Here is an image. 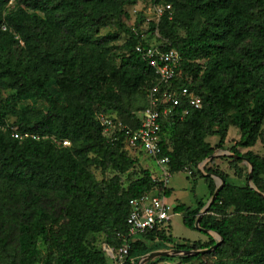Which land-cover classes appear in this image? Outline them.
Returning <instances> with one entry per match:
<instances>
[{
    "label": "trees",
    "instance_id": "obj_1",
    "mask_svg": "<svg viewBox=\"0 0 264 264\" xmlns=\"http://www.w3.org/2000/svg\"><path fill=\"white\" fill-rule=\"evenodd\" d=\"M152 1L173 8L171 18L166 14L149 25L181 54L182 76L171 87L189 88L202 104L165 123L163 153L170 157V171H197L212 196L216 182L199 164L225 148L235 127L241 136L228 150L249 159L251 181L264 193V156L241 151L264 142V0ZM137 2L0 0V264H111L99 237L115 257L128 242L126 264H138L158 249L216 244L208 234L205 241H176L169 227L135 240L129 235L130 200L169 192L141 166L124 135L115 141L104 136L98 119L109 111L138 128L134 104L157 83L155 69L136 50L149 43L127 24V6ZM109 25L114 29L104 32ZM212 136L219 139L215 146ZM222 160L237 177L246 173L249 179L242 159ZM94 169L114 175L99 180ZM206 172L226 184L201 226L224 240L177 264H264V197L248 184L230 182L216 159ZM128 173L137 177L125 187ZM204 206L199 201L175 211L196 229Z\"/></svg>",
    "mask_w": 264,
    "mask_h": 264
},
{
    "label": "built area",
    "instance_id": "obj_2",
    "mask_svg": "<svg viewBox=\"0 0 264 264\" xmlns=\"http://www.w3.org/2000/svg\"><path fill=\"white\" fill-rule=\"evenodd\" d=\"M154 10L156 17L153 20L157 23L166 14L170 18L173 16V8L170 4L155 5ZM157 36L162 39L158 44H149L148 47L139 44L136 47V50L142 53L155 69L157 76V83L148 89L149 104L144 110L140 126L138 128L130 127L123 121L113 119L104 113H99L98 119L103 125V133L107 139L115 141L122 134L125 136L126 147L130 151H145L156 159L163 171L164 179L161 181L166 187L172 172L169 167L170 157L163 153V142L167 138V132L164 130L165 123L169 118L176 117L180 111L183 116L188 114L191 108L198 109L202 104L189 88L171 87V83L179 75L182 57L176 48L168 47L167 41L161 35L157 34ZM183 102H186V107L181 109ZM63 144L69 145L70 143L68 140H64ZM186 171L193 174L191 169H186ZM164 194V192L143 193L130 200L131 211L128 224L131 238L135 240L136 237L157 227L166 228L171 221L174 208L167 202ZM107 249L113 254V264H126L129 253L128 242L119 250L117 257L112 249L108 247Z\"/></svg>",
    "mask_w": 264,
    "mask_h": 264
},
{
    "label": "rangeland",
    "instance_id": "obj_3",
    "mask_svg": "<svg viewBox=\"0 0 264 264\" xmlns=\"http://www.w3.org/2000/svg\"><path fill=\"white\" fill-rule=\"evenodd\" d=\"M127 10L129 13V18L127 20V24L135 30L140 29L141 33L143 34L144 39L147 41V43L151 45H156L159 42H161L162 39H160L157 34V31L155 33H151L149 31V25L154 22L155 16V10H154V3L152 0H138V2L134 5H128ZM141 19H144L143 21ZM138 23H141L139 26H137ZM114 29L113 26L109 25L104 32ZM160 35V34H159ZM123 37V36H122ZM121 37V41L123 38ZM182 76V72H179L178 77ZM149 102L148 99V92L147 95L144 97H141L138 99L135 104L134 108L136 110V115L141 119L142 115L144 113V110L147 108V105ZM105 115L110 116L113 119H116V115L112 112H103ZM127 124V123H126ZM128 125V124H127ZM129 126V125H128ZM232 130L230 131V135L234 136L239 131L237 128L232 127ZM216 139L215 137H209V140L211 142H214ZM255 151L258 153H261L264 155V142H259L256 145ZM134 154L137 155V157L140 160V164L143 168L149 169L154 175H156V178H159L160 180H163V171L160 165L157 163L156 159L149 156L145 151L135 150ZM225 157V156H222ZM207 162L200 163L199 169L204 170L206 172V165ZM245 162V161H244ZM242 165L247 166V170H249V166L244 164L243 161L241 162ZM96 176L99 180H102L104 177H112L114 175L113 171H108L106 175H102L100 170L94 169ZM137 177L136 175H131V173H128L123 176V182L124 186L127 187L129 182ZM233 182L237 184H241V181L239 178H235L232 180ZM253 184V183H252ZM254 185V184H253ZM167 189L171 191L170 195L164 194L166 200L169 204L172 205L173 208H175L176 203H183L186 206H195L197 200H206L207 198L210 199V190L208 187V184L204 177L200 176V174L195 171V175H191L188 173V171H180L172 173L169 177ZM171 225V226H170ZM170 226V232L172 233L173 237L175 239H183L185 241H196L199 239L207 240L208 235L198 229H191L188 228L184 224V219L181 213L177 212L175 213L174 217L169 222ZM218 236L215 235L214 239L218 240ZM99 242L103 249L107 246L104 243V240L102 237H99ZM107 248V247H106ZM109 255V254H108ZM110 257V256H109ZM176 259H172L169 261H165L160 264H175ZM110 263L112 264V259L110 257Z\"/></svg>",
    "mask_w": 264,
    "mask_h": 264
},
{
    "label": "water",
    "instance_id": "obj_4",
    "mask_svg": "<svg viewBox=\"0 0 264 264\" xmlns=\"http://www.w3.org/2000/svg\"><path fill=\"white\" fill-rule=\"evenodd\" d=\"M228 154L232 157L240 158L243 161H245V163L249 166V172H248L249 173V185L253 189H255L261 196L264 197V193L259 191L258 188L252 184L251 180H252V176H253L254 167H253V164L249 161V159L247 157L239 156V155L233 154L231 152H229ZM214 156H215V153L213 155H211L209 158H207L206 160H204L203 162L205 163V162L209 161ZM200 171L202 172L203 175L216 178L217 179V187H216V190H215L214 194L212 195V197L209 199L207 204L202 208V210L198 216V219L195 223V227H196V229H198V230H200V231H202V232H204L210 236L214 237L215 235H217L219 238H218L216 244L211 248L198 249V250H193V249H191V250H180V249L174 248V249L153 251V252H150V253L143 255L141 257V259L139 260L138 264H146V262H148L149 260H152V259H155L158 257L181 258V257H186V256H191V255L204 254V253H208V252L215 250L222 243V241L224 240V237L221 236L219 233L211 230V229L203 228L201 226V220H202L203 216L208 213L209 208L215 202L216 198L218 197L219 192L221 191V189L226 184V181L221 176H217V175L207 173L204 170H200Z\"/></svg>",
    "mask_w": 264,
    "mask_h": 264
},
{
    "label": "crops",
    "instance_id": "obj_5",
    "mask_svg": "<svg viewBox=\"0 0 264 264\" xmlns=\"http://www.w3.org/2000/svg\"><path fill=\"white\" fill-rule=\"evenodd\" d=\"M232 129L230 128V130H229V133H228V136H227V139H226V142H225V148L224 149H217L216 151H215V156L212 158V159H210V160H214V159H216V162H217V165H219V166H221L222 167V169L223 170H225V171H227V173L230 175V179H229V181L230 182H232V183H234V184H236V185H240V186H243V185H245V184H248L249 185V179H248V177L246 176V173H242V176H240V177H237L236 175H235V173H234V171L233 170H231L230 168H229V166H228V161H226V160H222V156H227V157H232V156H230L228 153H229V150H228V148L229 147H232V146H234L235 145V143L237 142V141H239V139H240V131H238L237 132V134H235L234 136H231L230 135V131H231ZM212 137H215V136H212ZM218 138V137H217ZM208 140H209V138H208ZM210 141V140H209ZM211 142V141H210ZM218 142H219V139H216L214 142H211L212 143V145H217L218 144ZM248 150H253V151H255V150H257L256 149V146L255 147H252V148H248V149H241V151L242 152H247ZM133 153H134V151H132ZM255 152H257V151H255ZM258 153V152H257ZM261 154V153H260ZM262 155V154H261ZM264 156V155H263ZM209 160V161H210ZM243 163L244 164H246L244 161H243ZM241 166H243L242 164H240ZM247 165V164H246ZM248 172H249V170H248ZM153 174V173H152ZM191 175H193V174H191ZM156 175H154L153 174V177H155ZM234 177L235 178H239L240 179V181H241V184H237V183H235V182H233L232 180L234 179ZM214 180H215V182H216V186H217V179L216 178H214V177H212ZM169 192H168V194H166V195H170L171 194V191L169 190V189H167ZM212 196H210V198H211ZM199 201H203V202H205V205L207 204V202L209 201V198H207L206 200H203V199H201V200H197V202H196V205H197V203L199 202ZM168 202V201H167ZM171 205V204H170ZM181 205H184V206H186L185 204H183V203H176L175 204V208L177 207V206H181ZM195 205V206H196ZM195 206H186V207H195ZM175 208H174V213H173V215H172V218L174 217V215H175V213H177V212H179V211H175ZM179 213H181L182 214V216H183V213L182 212H179ZM171 218V219H172ZM171 226V225H170ZM170 226H169V224L166 226V228H168L169 227V231H170ZM169 234H171L172 235V233L171 232H169ZM173 236V235H172ZM141 237V236H140ZM140 237H136L137 239L138 238H140ZM176 241H182L183 239H175ZM199 240H202V241H205V240H203V239H199ZM199 240H196V241H199ZM191 242H194V241H191ZM167 249H174V248H170V247H168V248H164V249H158V250H167ZM105 250L107 251V253L109 254V256L111 257V259H113V254L110 252V250L109 249H107L106 247H105ZM158 250H155V251H158ZM172 259H176L175 260V264H177V259H179V258H170V259H167V260H163V261H159L157 264H160V263H163V262H165V261H169V260H172ZM114 263V260L112 261V264ZM148 262H146V264H147Z\"/></svg>",
    "mask_w": 264,
    "mask_h": 264
}]
</instances>
